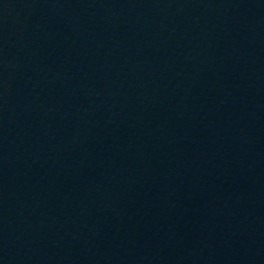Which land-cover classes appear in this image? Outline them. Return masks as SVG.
<instances>
[{"label":"water","instance_id":"1","mask_svg":"<svg viewBox=\"0 0 264 264\" xmlns=\"http://www.w3.org/2000/svg\"><path fill=\"white\" fill-rule=\"evenodd\" d=\"M0 264H264V0H0Z\"/></svg>","mask_w":264,"mask_h":264}]
</instances>
